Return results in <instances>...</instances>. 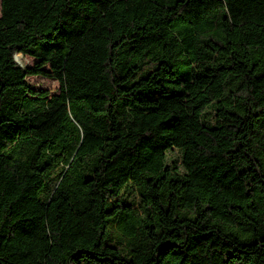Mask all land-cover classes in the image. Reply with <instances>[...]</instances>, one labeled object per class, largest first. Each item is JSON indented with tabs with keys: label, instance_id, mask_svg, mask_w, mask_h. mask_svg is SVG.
<instances>
[{
	"label": "trees",
	"instance_id": "1",
	"mask_svg": "<svg viewBox=\"0 0 264 264\" xmlns=\"http://www.w3.org/2000/svg\"><path fill=\"white\" fill-rule=\"evenodd\" d=\"M0 264H264V0H0Z\"/></svg>",
	"mask_w": 264,
	"mask_h": 264
},
{
	"label": "rangeland",
	"instance_id": "2",
	"mask_svg": "<svg viewBox=\"0 0 264 264\" xmlns=\"http://www.w3.org/2000/svg\"><path fill=\"white\" fill-rule=\"evenodd\" d=\"M16 61L22 66L31 65L33 63L32 58L29 56H22L17 54L15 56ZM29 84L36 89H47L52 93L57 92L59 88V83L57 80L42 75H31L27 77Z\"/></svg>",
	"mask_w": 264,
	"mask_h": 264
}]
</instances>
